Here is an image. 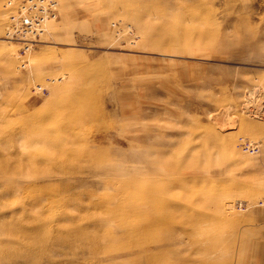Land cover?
Masks as SVG:
<instances>
[{
    "label": "rangeland",
    "instance_id": "rangeland-1",
    "mask_svg": "<svg viewBox=\"0 0 264 264\" xmlns=\"http://www.w3.org/2000/svg\"><path fill=\"white\" fill-rule=\"evenodd\" d=\"M6 1L0 264H264V0Z\"/></svg>",
    "mask_w": 264,
    "mask_h": 264
},
{
    "label": "built area",
    "instance_id": "built-area-1",
    "mask_svg": "<svg viewBox=\"0 0 264 264\" xmlns=\"http://www.w3.org/2000/svg\"><path fill=\"white\" fill-rule=\"evenodd\" d=\"M57 0H24L17 6V11L6 27L9 40L16 38L27 48L30 39L34 43L44 32L46 23L57 16Z\"/></svg>",
    "mask_w": 264,
    "mask_h": 264
},
{
    "label": "bare ground",
    "instance_id": "bare-ground-1",
    "mask_svg": "<svg viewBox=\"0 0 264 264\" xmlns=\"http://www.w3.org/2000/svg\"><path fill=\"white\" fill-rule=\"evenodd\" d=\"M24 0H19V1H13V0H8L6 1V3L4 4V9H7V13H6V25L9 23L10 19L14 16V14L17 11V6L22 3ZM51 21V20H49ZM48 21V22H49ZM47 22V23H48ZM46 29V26H45ZM44 29V32H45ZM43 34V33H42Z\"/></svg>",
    "mask_w": 264,
    "mask_h": 264
}]
</instances>
